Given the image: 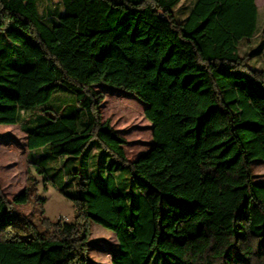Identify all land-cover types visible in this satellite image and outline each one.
I'll list each match as a JSON object with an SVG mask.
<instances>
[{
  "label": "trees",
  "instance_id": "16d2710c",
  "mask_svg": "<svg viewBox=\"0 0 264 264\" xmlns=\"http://www.w3.org/2000/svg\"><path fill=\"white\" fill-rule=\"evenodd\" d=\"M182 1L62 0L47 24L40 0H0V125L26 131L45 187L49 159L67 166L76 211L55 222L37 198L26 214L31 186L12 202L0 188V264H91L92 224L116 235L112 264H264V70L249 63L264 23L256 0H196L180 20ZM95 87L148 106L149 153L128 160Z\"/></svg>",
  "mask_w": 264,
  "mask_h": 264
},
{
  "label": "rangeland",
  "instance_id": "374dc122",
  "mask_svg": "<svg viewBox=\"0 0 264 264\" xmlns=\"http://www.w3.org/2000/svg\"><path fill=\"white\" fill-rule=\"evenodd\" d=\"M196 0H183L176 9V15L184 20L189 9ZM259 8L258 25L264 23V0H256ZM64 7L62 0H40V15L47 24H52L56 17L62 14ZM260 44L257 37L252 44L241 43V55L250 53ZM256 70H264V55L255 56L249 62ZM114 88L95 87L94 90L104 97L100 111L103 122L109 121L114 130L127 142L124 146L127 158L130 162L138 160L149 153L155 146L153 139V125L146 116L148 106L134 95ZM65 96V95H62ZM123 104H138L140 116H130L124 112ZM136 106V105H135ZM28 119V118H27ZM28 121V120H27ZM145 127V128H144ZM94 154L97 151L94 149ZM28 135L19 125H0V188L9 201L24 192L28 186L33 191L34 201L24 209L30 214L37 208V198H44L46 216L55 222H74L76 211L73 202L62 195L58 188L66 183L70 191H74L72 176L63 168L60 160H54L47 165V173L50 178L49 186L45 187L44 178L39 176L31 166L28 159ZM46 155L42 152H34L32 160L43 162ZM35 161V162H36ZM37 163V162H36ZM44 164V163H43ZM253 172L257 181L264 182V160L252 163ZM90 250L91 264H112L113 253L117 249L116 235L100 225H91ZM159 261V260H158ZM161 264H163L161 262Z\"/></svg>",
  "mask_w": 264,
  "mask_h": 264
},
{
  "label": "crops",
  "instance_id": "0c3cea01",
  "mask_svg": "<svg viewBox=\"0 0 264 264\" xmlns=\"http://www.w3.org/2000/svg\"><path fill=\"white\" fill-rule=\"evenodd\" d=\"M102 88H105V87H102ZM114 90V89H113Z\"/></svg>",
  "mask_w": 264,
  "mask_h": 264
},
{
  "label": "water",
  "instance_id": "95a60500",
  "mask_svg": "<svg viewBox=\"0 0 264 264\" xmlns=\"http://www.w3.org/2000/svg\"><path fill=\"white\" fill-rule=\"evenodd\" d=\"M153 130H154V127H153Z\"/></svg>",
  "mask_w": 264,
  "mask_h": 264
},
{
  "label": "bare ground",
  "instance_id": "6f19581e",
  "mask_svg": "<svg viewBox=\"0 0 264 264\" xmlns=\"http://www.w3.org/2000/svg\"><path fill=\"white\" fill-rule=\"evenodd\" d=\"M258 1V0H257Z\"/></svg>",
  "mask_w": 264,
  "mask_h": 264
}]
</instances>
